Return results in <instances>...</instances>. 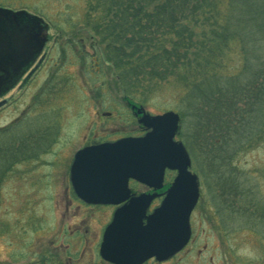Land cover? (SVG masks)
Wrapping results in <instances>:
<instances>
[{
  "label": "rangeland",
  "instance_id": "rangeland-1",
  "mask_svg": "<svg viewBox=\"0 0 264 264\" xmlns=\"http://www.w3.org/2000/svg\"><path fill=\"white\" fill-rule=\"evenodd\" d=\"M0 4L24 9L53 27L46 43L52 61L48 59L47 64H42L32 85L22 95L14 96L15 104L0 107V147L6 138L14 136H20L28 144L33 134L45 132V126L51 134L48 145L44 136L42 146H38L36 139V154L28 150L24 154L32 157L14 162V167L0 178V264H42L41 255L50 248L45 244V231L60 224L55 215H52L54 219L50 216L52 201L47 198V190L64 180L63 172L70 165L72 155L89 141L138 135L142 128L126 105L133 102L122 99L123 94L112 82V69L108 71V64L102 62L98 39L82 22L87 8L85 0H0ZM81 40L83 47L76 50ZM55 60L57 66H52ZM95 62L102 64L100 70L96 65L91 67ZM55 78L59 83L49 86L48 80ZM33 98L39 104H29ZM141 101L138 105L150 114L172 110L179 114L175 138L189 153L201 197L227 196L225 189L223 193L220 190L225 183L228 188L236 186L240 191L238 200L232 201V212L243 216L230 229L224 227L228 233L233 232L234 239H240L236 249L230 251L232 258L228 264H264V138L252 147L230 150L224 156L230 155L229 160L224 163L189 138L193 135V119L186 115L182 118L186 105L181 104L178 90L173 86L145 93ZM95 110L109 112L110 117L97 123L92 114ZM77 220L84 218L80 214ZM197 243L191 252L192 259L203 239ZM215 255L221 261L222 253L218 251Z\"/></svg>",
  "mask_w": 264,
  "mask_h": 264
},
{
  "label": "trees",
  "instance_id": "trees-1",
  "mask_svg": "<svg viewBox=\"0 0 264 264\" xmlns=\"http://www.w3.org/2000/svg\"><path fill=\"white\" fill-rule=\"evenodd\" d=\"M85 1L82 22L124 99L142 104L145 93L173 86L186 105L182 118L193 119L189 138L224 163L230 150L264 138V0ZM6 140L0 178L32 157L24 154L32 139ZM227 188L226 197L239 198Z\"/></svg>",
  "mask_w": 264,
  "mask_h": 264
},
{
  "label": "water",
  "instance_id": "water-1",
  "mask_svg": "<svg viewBox=\"0 0 264 264\" xmlns=\"http://www.w3.org/2000/svg\"><path fill=\"white\" fill-rule=\"evenodd\" d=\"M47 29L42 19L24 10L0 7V96L36 60L47 41ZM135 112L141 114L137 122L148 130L144 136L83 148L73 155L70 168L79 197L94 203L109 202L112 196L102 192L88 196V190L108 189L112 182L124 186L129 178L160 185L165 169L176 172L162 204L149 216H145L146 203L139 212L130 204L116 211L101 248L103 257L114 264H139L152 256L164 259L179 251L188 240V218L198 198L197 177L188 171V153L182 142L174 140L178 114L172 110L150 115L141 108ZM84 181L102 183L89 187L81 185ZM143 198L140 195L136 200ZM144 217L147 223L141 225ZM113 234L117 240L114 248L108 244Z\"/></svg>",
  "mask_w": 264,
  "mask_h": 264
},
{
  "label": "flooded vegetation",
  "instance_id": "flooded-vegetation-1",
  "mask_svg": "<svg viewBox=\"0 0 264 264\" xmlns=\"http://www.w3.org/2000/svg\"><path fill=\"white\" fill-rule=\"evenodd\" d=\"M45 24L48 26L46 34L49 35L50 28L53 27L48 23ZM48 40L49 36L46 43H48ZM46 47L47 44L44 45L43 51L38 54L36 60L23 72L14 86L8 92L0 96L1 106L12 103L15 104L16 102L13 99L22 95L28 88V85H32V81L35 79V75H37L42 64H47L48 59L52 61V57H49L50 54L46 52ZM82 47L81 40L76 50L82 49ZM55 62L56 60L52 62V66H57ZM56 83H59L57 78L48 80L49 86H54ZM48 85L46 84L45 87L50 91L51 88ZM10 93L13 94L8 96ZM15 95L16 97L14 98ZM34 99L35 98H33L29 104H39V101ZM126 105L137 120L139 116L135 115L132 105L137 107L138 104ZM92 114L95 116L97 123H100L102 118L110 117L109 112L100 113L99 110L93 111ZM47 130L48 126H45V132H43L42 135L33 134V137H31L33 143L28 150L31 151L32 154H36V151H38V148H34L36 139L38 146H42L43 139L46 140L47 145L50 142L48 136H51V134L47 133ZM144 134L145 132L142 130L138 135L132 134L101 141L92 140L82 144L78 150L99 143L114 142L124 137H140ZM71 163L63 172L62 177L64 180L50 186L47 190L49 194L47 198L52 201L49 208L51 212L50 216L54 219L52 215H55V219H58L60 224L58 228H50L45 231V244L50 246V248H48L47 251L44 250L41 255L42 258L39 261H41L42 264H114L103 257L101 248L104 242V234L107 225L112 221L116 211L119 209L125 210L130 204L134 205L132 207L134 212H139L141 204L146 203L145 216H149L150 213H153V211L162 204L166 190L169 188L176 172L165 171L164 180L160 182V185L149 186L146 183L129 178L124 186L112 182L111 189L101 188L100 191L88 190V196L90 194L94 195L95 192H102L112 196L109 202L96 201L94 203L93 200H86L79 197L73 187L74 185L70 177ZM13 167L12 165L10 169ZM167 178L171 180H167ZM99 183L102 182L84 181L81 185L84 186V184H89V187H94L99 185ZM140 195H143L144 198L136 200ZM206 200L208 201L207 203L205 202ZM236 200L238 199L226 197L224 195L204 199L200 196L199 191L197 202L192 211H190L191 213L188 219L189 237L185 245L178 252L164 259L152 256L139 264H194L195 261V264H217L218 262V264H222V260L224 264H228V259L232 258L230 251L236 249L240 241L238 238L234 239L233 232L232 234L228 233V231H226L227 229L224 228L228 227L230 229L232 223L238 222L243 216L238 215L236 212H232V205L234 204L232 201ZM78 213L84 218L83 221L79 222L77 220V217L80 215ZM92 219L95 220L92 222L90 221ZM96 223L98 226L95 227ZM141 223V225H145L147 219L145 217L142 218ZM110 237L111 241L109 240L108 244L112 243L111 247L114 248V243L117 242L115 234ZM201 238L203 239L201 248H197L195 258L192 259L191 252L196 249L197 242H199ZM218 251L222 253L221 261L218 260L219 256L215 255ZM215 257L218 260L217 263L214 262Z\"/></svg>",
  "mask_w": 264,
  "mask_h": 264
}]
</instances>
